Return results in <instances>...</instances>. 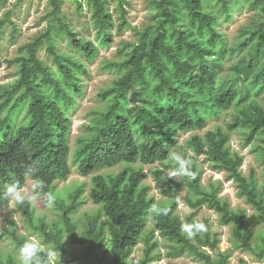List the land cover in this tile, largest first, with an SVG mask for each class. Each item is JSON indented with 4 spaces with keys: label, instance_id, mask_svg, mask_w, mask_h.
<instances>
[{
    "label": "trees",
    "instance_id": "16d2710c",
    "mask_svg": "<svg viewBox=\"0 0 264 264\" xmlns=\"http://www.w3.org/2000/svg\"><path fill=\"white\" fill-rule=\"evenodd\" d=\"M115 1L113 13L111 0H85L96 45L80 36L62 13L65 0H46L45 29L21 44L13 58L5 59L16 66V78L0 85V195L11 183L23 185L29 169L45 181V192L54 188L55 181L68 178L71 121L67 110L82 92L80 74L86 69L79 58L59 50L57 41L65 39L84 58L92 59L99 46L113 42V30L130 27L128 3ZM7 2L0 0V6ZM74 2L81 12L82 2ZM146 3L150 16L136 30V41L126 43L119 60L104 65L118 76L98 94L105 106L94 113L71 159L83 176L102 168H120L92 176L88 196L99 208L80 225L72 215L83 201V186L75 188L67 203L57 199L62 227L54 230L40 222L34 231L71 264H157L156 232L167 244L169 256L189 252L203 264H231L230 253L218 249V235L208 220L196 219L206 205L217 212L220 224L230 226L235 248L264 260V235H255L246 209L222 200L218 187L202 185V168L196 165L204 157L212 170L224 173L255 210V220L264 222V0ZM242 6L254 17L229 42L220 23ZM42 47L54 69L39 56ZM222 111L228 115L223 125L186 140L191 175L171 176L177 167L171 150L179 133L205 127L210 117L217 119ZM233 131L258 152L263 168L260 181L253 172L247 176L241 172L243 156L230 146ZM156 162L161 167L151 168L150 173L167 201L155 208L156 201L143 182L142 166ZM178 199L191 209L183 218L177 213ZM7 206L0 199V209ZM18 209L27 215L32 211L27 201ZM152 209V227L147 229ZM66 233L83 246L81 252H66L62 244ZM11 236L18 249L28 239L15 230ZM141 240V257L129 261ZM0 264L19 261L9 255L0 258ZM46 264L57 263L47 259ZM239 264L248 263L242 259Z\"/></svg>",
    "mask_w": 264,
    "mask_h": 264
},
{
    "label": "rangeland",
    "instance_id": "374dc122",
    "mask_svg": "<svg viewBox=\"0 0 264 264\" xmlns=\"http://www.w3.org/2000/svg\"><path fill=\"white\" fill-rule=\"evenodd\" d=\"M80 1L83 4L81 12L77 11L74 0H65L62 13L66 15L69 22L72 23L75 29L80 33V36L82 35L92 40L94 44L97 45L98 40L95 37L94 29L89 26V12L85 8V0ZM124 1L128 3L126 7L129 11L128 17L130 27H126L120 32L113 30V42L109 46H99L97 54L92 59L84 58L80 52L68 46L65 39H59L57 41L59 50L66 53L68 52L72 56L79 58L86 69V73L80 74L82 92L76 96L74 105L67 110V115L71 121L68 136L71 171L66 180H57L54 182V188H52L50 192L55 196V203L51 208L48 207L47 201L42 199L34 203H29L32 207L30 215L24 214L18 207L11 208L9 205L4 209H0L1 259L11 255L18 260L16 253L19 249L15 247L12 240V230L17 231L20 236L26 238L35 236L42 240L34 231V225L40 224L41 222L53 227L54 230L62 227L58 210H56L57 199H62L67 203L69 201V195L77 186H83L84 191L81 196L83 201L77 211L72 215V218L80 225L87 215L94 214L99 208V204L94 203L88 196L92 176L110 171L116 172L120 168L119 166L102 168L94 173L83 176L72 164L71 159L73 150L77 146V141L87 132L88 126L94 117V113L103 109L105 106L104 102L99 99L98 94L112 85L113 80L118 76L115 70L107 69L104 65L109 61H117L120 59L123 55L126 43H134L136 41V30L140 29L150 16V9L146 0ZM115 7L116 1L111 0L110 9L113 13L117 11ZM47 9L48 5L46 0H8L7 3L0 6V85L11 83L16 78V66L12 64L9 65L5 62V59L13 58L15 54H17L18 47L21 44L31 40L45 29L46 20L44 19V15ZM253 17L252 12L245 6H242L240 9L233 10L231 18L220 23V29L229 42L233 41L238 37L239 28L249 24ZM14 32L15 34L13 37ZM39 56L45 63L51 65L54 69V64L50 55L47 54L45 47L39 50ZM230 60L231 59H228V61ZM223 70H227V64ZM227 118V112L222 111L219 118L215 119L210 117L205 127L188 132H180L172 147V153H179L192 161V158H190L191 151L186 146V140L189 139L192 134L203 135L207 130L213 129L216 125H223V120ZM230 146L233 151L243 156V162L240 168L241 172L246 176L253 172L260 181L263 168L253 143L245 144L241 134L238 131H233L230 135ZM196 165L202 168L201 184L207 189H211L212 185L218 187L217 194L222 200L230 202L232 207L245 208L247 218L251 223L253 222L255 235H264V222L255 220V218H258L255 210L237 193L234 182L231 179H226L224 173L212 170L204 157L198 158L196 160ZM153 167L161 166L157 162L149 165L146 164L142 166V171L146 175L143 182L149 186V195L155 199L156 208L165 204L167 197L162 193L158 181L150 173V169ZM171 170L172 168L168 169V171ZM23 185L30 191V181L28 178L25 179ZM190 212L191 209L188 205L178 199L177 213L183 218ZM152 214L153 209L148 214L147 229L152 227ZM101 219H104V217L101 216ZM196 219L198 221L204 219L208 220L211 231L218 235V249L230 253L229 260L231 264H239L242 259L248 264H264V260L258 259L249 251H243L233 246L230 226L220 224L219 216L213 209L203 205ZM12 222L14 224H12ZM81 230L82 227L79 226L77 230L78 233H81ZM66 237H68L67 240L65 239ZM155 237L158 241L157 251L160 255L157 264H168L169 262L177 264H203L201 260L194 257L189 252H183L176 256H169L167 253L168 246L163 241L162 237H160L157 232L155 233ZM62 242L66 252L70 255L72 253L81 252L83 248L81 244L74 242L67 233L64 235V240ZM45 245L48 249L54 250L56 253L50 260L55 261L57 264H71L70 262H66V259L59 255L52 244L46 243ZM142 248L143 241L141 240L134 248L129 257V261L132 259H139L142 254Z\"/></svg>",
    "mask_w": 264,
    "mask_h": 264
},
{
    "label": "clouds",
    "instance_id": "9594fccd",
    "mask_svg": "<svg viewBox=\"0 0 264 264\" xmlns=\"http://www.w3.org/2000/svg\"><path fill=\"white\" fill-rule=\"evenodd\" d=\"M171 158L176 162L177 167L171 172V176L191 175L189 167L192 161L179 153H172ZM25 176L30 181V191L20 182H14L6 186L0 199L6 200L9 207L16 208L23 205L26 201L34 203L39 200H46L51 208L55 203V196L51 192H45V181L35 174L34 170L29 169ZM198 227H203L199 225ZM191 235V233H190ZM68 237L65 239L67 240ZM19 264H46V260L56 255L54 250L48 249L45 243L31 236L24 241L16 253Z\"/></svg>",
    "mask_w": 264,
    "mask_h": 264
}]
</instances>
